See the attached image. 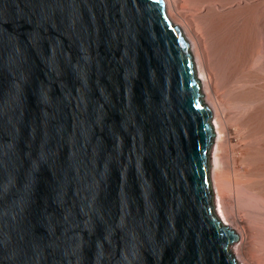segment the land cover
Segmentation results:
<instances>
[{
	"label": "water",
	"instance_id": "obj_1",
	"mask_svg": "<svg viewBox=\"0 0 264 264\" xmlns=\"http://www.w3.org/2000/svg\"><path fill=\"white\" fill-rule=\"evenodd\" d=\"M191 46L165 0H0V264H242Z\"/></svg>",
	"mask_w": 264,
	"mask_h": 264
},
{
	"label": "bare ground",
	"instance_id": "obj_2",
	"mask_svg": "<svg viewBox=\"0 0 264 264\" xmlns=\"http://www.w3.org/2000/svg\"><path fill=\"white\" fill-rule=\"evenodd\" d=\"M165 1L213 109L215 211L240 235L237 260L264 264V0Z\"/></svg>",
	"mask_w": 264,
	"mask_h": 264
},
{
	"label": "rangeland",
	"instance_id": "obj_3",
	"mask_svg": "<svg viewBox=\"0 0 264 264\" xmlns=\"http://www.w3.org/2000/svg\"><path fill=\"white\" fill-rule=\"evenodd\" d=\"M211 152H212V148H211ZM211 177H212V176H211ZM212 185H213V189H214V198H215V192H216V189H215L214 184H212ZM226 191H227L226 193L228 194V190H226ZM229 193H230V191H229ZM231 195H232V194H231ZM227 196H228V195H227ZM229 196H230V195H229ZM229 196H228V197H229ZM228 197H227V198H228ZM233 197H235V195H233ZM229 198L232 199V197H229ZM229 198H228V200H229L228 202L230 203V199H229ZM227 224H229V223H227ZM229 225H230V224H229ZM230 226H231V225H230ZM231 249H232L233 252H236V251H235V246H234V245H231ZM235 254H237V253H235ZM241 260H242V259H241ZM242 261H243V260H242ZM244 262H245V261H244Z\"/></svg>",
	"mask_w": 264,
	"mask_h": 264
}]
</instances>
